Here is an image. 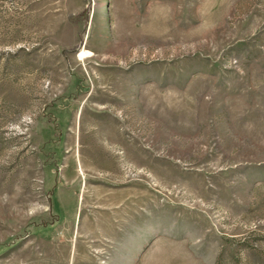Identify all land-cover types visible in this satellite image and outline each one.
<instances>
[{"label": "rangeland", "instance_id": "rangeland-1", "mask_svg": "<svg viewBox=\"0 0 264 264\" xmlns=\"http://www.w3.org/2000/svg\"><path fill=\"white\" fill-rule=\"evenodd\" d=\"M0 264H264V0H0Z\"/></svg>", "mask_w": 264, "mask_h": 264}, {"label": "crops", "instance_id": "crops-1", "mask_svg": "<svg viewBox=\"0 0 264 264\" xmlns=\"http://www.w3.org/2000/svg\"><path fill=\"white\" fill-rule=\"evenodd\" d=\"M141 239H142V242H141V245H140L139 247H142L143 244H144V239H143V238H141ZM155 245H156V242L152 244L151 249H149L147 252H152V251H164V250L158 248L157 245H156V247H154ZM171 246H172V245H171ZM139 247H138V250H139ZM180 249H186L185 245H183V244L175 245V247H173V248L170 249V250H180ZM166 250H168V249H166ZM166 250H165V251H166Z\"/></svg>", "mask_w": 264, "mask_h": 264}, {"label": "bare ground", "instance_id": "bare-ground-1", "mask_svg": "<svg viewBox=\"0 0 264 264\" xmlns=\"http://www.w3.org/2000/svg\"><path fill=\"white\" fill-rule=\"evenodd\" d=\"M91 54H90V52H83L82 54H81V57L82 58H87L88 56H90Z\"/></svg>", "mask_w": 264, "mask_h": 264}]
</instances>
